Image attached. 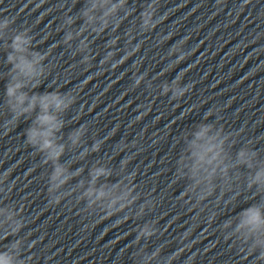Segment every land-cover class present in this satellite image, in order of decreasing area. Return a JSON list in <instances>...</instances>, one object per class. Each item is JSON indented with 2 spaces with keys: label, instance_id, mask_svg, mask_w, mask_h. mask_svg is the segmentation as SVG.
<instances>
[{
  "label": "clouds",
  "instance_id": "obj_1",
  "mask_svg": "<svg viewBox=\"0 0 264 264\" xmlns=\"http://www.w3.org/2000/svg\"><path fill=\"white\" fill-rule=\"evenodd\" d=\"M158 0H151L147 4L146 9L140 13L141 27L145 31H151L156 27L159 22L156 19ZM127 0H88L87 7L82 11V17L85 20V27L81 32H77L76 36H82L83 31H87L89 27L93 33H104L111 28L113 33L117 32L120 28L123 20L127 16L131 15V11L127 10ZM123 13V15H121ZM15 23V17L4 16L0 18V29H5L12 26ZM68 23L71 24L72 20L69 18ZM98 24V26H97ZM32 36L30 35V29L26 28L18 32L13 38L11 43L12 53L8 55V62L12 65L13 80L8 83L6 87V95L9 99V108L12 116L9 120L5 121L3 127L7 131H11L17 126V123L21 116L30 115L37 108L39 112L36 115L33 122L25 130V142L32 149H34L40 156H43L44 164L51 163L53 170L48 176L47 195L51 204H59L64 200V197L53 196L56 190L63 188L73 180L76 176L80 175L82 169H77L75 172L69 170L60 163V158L65 152V145L57 142V133L64 127L63 121L59 118L58 114L69 110L73 104L76 103V95L73 93L63 94L61 92H49L43 94L33 93L31 96L24 92L22 89L27 86L28 82L37 80L44 75L43 64L47 59L45 53L39 51H30L32 45ZM74 39L71 32H68L64 36V43L68 44ZM134 37L129 36L128 44H133ZM168 39V38H167ZM181 44H175V53H183L177 56V62H182L186 59V53L182 50ZM118 44L117 39L111 40L107 48L109 49L103 57L102 63L109 64L112 69L122 65L129 58H131L135 52L139 51L140 45L137 44L131 47L130 51H127L125 55L119 59H114L117 56L115 50ZM89 47L87 38L81 39L79 44V51L83 52ZM94 57L86 55L80 61L81 64L90 66ZM137 65V63H136ZM183 73L180 72L173 84L167 85L163 88V93L168 94L171 92L172 99H180L190 89L191 85H181V77ZM143 74H137L133 76V87L137 88L144 81ZM211 111L204 118V121L198 123L194 131L190 132L191 138L186 139L187 145V157L186 166L189 168L191 178L194 180L193 187H197L202 183L207 184V194L212 191V181L219 174L223 177L227 176L229 165L226 163L225 153V141L228 137L223 136V129H219L213 122H205L209 116H212ZM88 128L86 125H82L76 128L70 133L69 139L73 146L80 145L81 138L87 133ZM127 145L121 148H126ZM101 148V142L96 141L91 146L92 152H97ZM88 153L85 152L84 155ZM257 155L254 151L250 152L248 149H241L237 154V159L240 164H244L247 167H253V158ZM128 160H124L122 165L126 168ZM10 169L0 176V184H6L9 179ZM92 184L100 176H109L110 172L104 168H95L91 170ZM253 185L257 187H264V167L259 168L252 177L248 187ZM70 194V193H69ZM110 195L105 188L95 189L90 187L85 193L88 197V204L95 203L96 200H101L104 197ZM180 196V195H179ZM95 199H92V198ZM203 198V197H202ZM115 200L112 204H115ZM111 207V205H109ZM195 215V212H192ZM0 215H6L7 219H12L8 210L0 211ZM102 215L107 217H113L117 213H109L105 211ZM7 220L5 221V223ZM24 223L16 221L14 227H12L11 234L18 233L23 227ZM243 230V238L245 243L250 242L248 247L245 248L243 254L248 253V249H251V253L258 259H264V209H261L259 205H249L246 208L240 210V220L237 225L236 231L241 232ZM154 231L145 227L141 230V236L151 237L154 235ZM187 238L185 235L181 237L183 240ZM7 239V236L5 237ZM231 239V238H229ZM19 241L13 245V251L19 249ZM31 247L33 245L31 244ZM187 247V246H186ZM163 250L158 249L151 253H145L142 256L143 264H152L153 261H158ZM184 252V248H180L179 251L174 253L164 254L167 259L165 264H174ZM23 264L22 258L14 256L12 252L4 251L0 252V264Z\"/></svg>",
  "mask_w": 264,
  "mask_h": 264
}]
</instances>
